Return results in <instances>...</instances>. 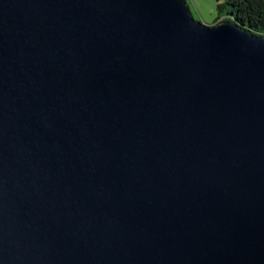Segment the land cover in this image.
I'll return each mask as SVG.
<instances>
[{"label": "water", "instance_id": "1", "mask_svg": "<svg viewBox=\"0 0 264 264\" xmlns=\"http://www.w3.org/2000/svg\"><path fill=\"white\" fill-rule=\"evenodd\" d=\"M0 264H264V35L0 0Z\"/></svg>", "mask_w": 264, "mask_h": 264}, {"label": "trees", "instance_id": "2", "mask_svg": "<svg viewBox=\"0 0 264 264\" xmlns=\"http://www.w3.org/2000/svg\"><path fill=\"white\" fill-rule=\"evenodd\" d=\"M227 5L231 8L229 14L239 23L256 34L264 35V0H224L217 7L221 10ZM219 18L215 23L220 21Z\"/></svg>", "mask_w": 264, "mask_h": 264}, {"label": "rangeland", "instance_id": "3", "mask_svg": "<svg viewBox=\"0 0 264 264\" xmlns=\"http://www.w3.org/2000/svg\"><path fill=\"white\" fill-rule=\"evenodd\" d=\"M196 20H200L206 24H213L219 18L232 17L229 12L230 6H226L219 10L217 5L224 0H187Z\"/></svg>", "mask_w": 264, "mask_h": 264}]
</instances>
